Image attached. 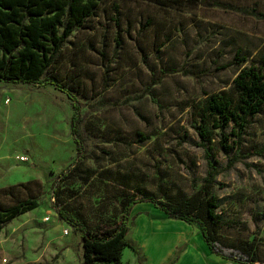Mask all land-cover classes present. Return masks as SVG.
<instances>
[{"label":"rangeland","instance_id":"rangeland-1","mask_svg":"<svg viewBox=\"0 0 264 264\" xmlns=\"http://www.w3.org/2000/svg\"><path fill=\"white\" fill-rule=\"evenodd\" d=\"M219 1L264 14V0ZM237 55L248 58L244 67L261 65L264 18L192 3L101 0L48 74L80 93L79 112L53 86L0 82V206L39 203L5 225L1 264H84L80 232L59 219L56 187L90 227L117 223L124 195L178 202L199 189L208 165L195 117L207 97L233 90ZM244 149H264V110L250 120ZM232 156L214 148L221 168ZM70 171L60 183V174ZM214 194L221 242L254 243L264 264V154L223 172ZM129 227L133 248L120 264H237L214 255L197 225L154 205L136 206Z\"/></svg>","mask_w":264,"mask_h":264},{"label":"trees","instance_id":"trees-1","mask_svg":"<svg viewBox=\"0 0 264 264\" xmlns=\"http://www.w3.org/2000/svg\"><path fill=\"white\" fill-rule=\"evenodd\" d=\"M165 5L192 3L217 7L244 16L264 18L254 6L251 9L234 6L219 0H153ZM101 0H0V82L29 86L49 85L66 93L79 112L80 93L71 92L56 78L48 76L58 56L75 30L85 26L96 15ZM241 69L234 79L233 90L223 91L205 99L194 125L200 146L205 149L208 172L199 189L178 202H168L154 196L133 192L121 200L122 215L117 223H101L90 227L61 201L60 187L55 188L59 219L81 234L84 264H120L130 233L129 222L133 209L151 204L168 217L197 225L210 250L223 259L237 264H261L259 250L254 243L236 247L221 242L222 219L214 188L216 179L236 164L255 156H262L264 149H244V136L250 120L264 110V55L261 65L243 66L247 57L236 56ZM190 74L189 71H184ZM72 132L79 154L83 142L79 121L73 117ZM233 137L227 141L226 132ZM219 138V140H218ZM220 146L226 153L233 152L227 166L221 168L214 160V148ZM70 172L60 174V183L70 178ZM39 207L37 200L21 202L9 208L0 206V264L1 234L5 225ZM135 219V217L133 218ZM225 264V263H219Z\"/></svg>","mask_w":264,"mask_h":264},{"label":"built area","instance_id":"built-area-1","mask_svg":"<svg viewBox=\"0 0 264 264\" xmlns=\"http://www.w3.org/2000/svg\"><path fill=\"white\" fill-rule=\"evenodd\" d=\"M19 160H20L21 162H23V163H27V162L30 161L29 158H28L27 156H21V157H19ZM65 234L68 235L69 232H68V231H65ZM3 263H4V264H7V263H8V260H7V259H3Z\"/></svg>","mask_w":264,"mask_h":264},{"label":"crops","instance_id":"crops-1","mask_svg":"<svg viewBox=\"0 0 264 264\" xmlns=\"http://www.w3.org/2000/svg\"><path fill=\"white\" fill-rule=\"evenodd\" d=\"M212 252V251H211ZM213 253V252H212ZM214 254V253H213ZM1 255H2V250H1ZM215 255V254H214ZM217 256V255H216ZM186 261L183 260L180 264H185Z\"/></svg>","mask_w":264,"mask_h":264},{"label":"bare ground","instance_id":"bare-ground-1","mask_svg":"<svg viewBox=\"0 0 264 264\" xmlns=\"http://www.w3.org/2000/svg\"><path fill=\"white\" fill-rule=\"evenodd\" d=\"M154 250V249H153ZM155 251V250H154Z\"/></svg>","mask_w":264,"mask_h":264}]
</instances>
